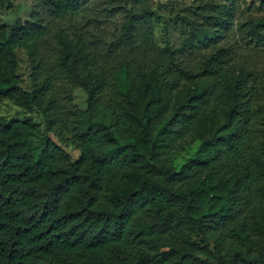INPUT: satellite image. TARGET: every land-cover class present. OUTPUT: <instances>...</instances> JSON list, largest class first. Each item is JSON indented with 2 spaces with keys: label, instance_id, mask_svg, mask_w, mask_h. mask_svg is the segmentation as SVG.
Masks as SVG:
<instances>
[{
  "label": "trees",
  "instance_id": "16d2710c",
  "mask_svg": "<svg viewBox=\"0 0 264 264\" xmlns=\"http://www.w3.org/2000/svg\"><path fill=\"white\" fill-rule=\"evenodd\" d=\"M180 1L176 47L151 0H34L0 21V101L44 120L0 117V264H264V69L226 41L263 47L264 16Z\"/></svg>",
  "mask_w": 264,
  "mask_h": 264
},
{
  "label": "rangeland",
  "instance_id": "374dc122",
  "mask_svg": "<svg viewBox=\"0 0 264 264\" xmlns=\"http://www.w3.org/2000/svg\"><path fill=\"white\" fill-rule=\"evenodd\" d=\"M109 1H111L110 4L112 5H104L109 9L118 5H126L124 0ZM190 4V1L151 0V5L157 13L155 18L156 42L160 47L165 48L167 45L176 47L182 43L184 34L175 26L173 21L174 14L171 13L170 9L178 11L184 5ZM33 5L34 0H9L1 12V23L11 25L17 18H21L25 22L28 21L32 13ZM100 7H103V5ZM236 11L237 21L260 19L264 16L263 5L258 0H236ZM112 21L113 20H110L108 22ZM114 21L119 23L121 21L120 15H117L114 18ZM226 41H228V44L234 46L238 53L247 61L256 65L260 69H264V46L254 47L248 45L243 41L239 33H232ZM17 58L19 60L18 74L22 80V88L24 91H29L31 88V66L29 58L25 51L22 50L17 51ZM85 100L86 96L84 92L80 89L77 90L74 98L75 105L84 110L86 108ZM0 117L9 120H25L26 118L31 117L38 130L41 132L44 130L43 117L36 109H32L29 113L8 100L0 101ZM199 144L198 141L192 142L181 154L176 156L174 163L178 169H180L188 159L194 156L198 150ZM68 152H70L74 158H78L80 155L78 151L74 152L70 148L68 149Z\"/></svg>",
  "mask_w": 264,
  "mask_h": 264
}]
</instances>
